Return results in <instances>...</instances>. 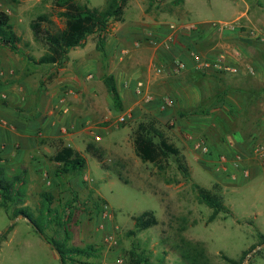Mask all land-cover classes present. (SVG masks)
Masks as SVG:
<instances>
[{
  "label": "rangeland",
  "instance_id": "obj_1",
  "mask_svg": "<svg viewBox=\"0 0 264 264\" xmlns=\"http://www.w3.org/2000/svg\"><path fill=\"white\" fill-rule=\"evenodd\" d=\"M82 2L93 9L103 8L107 0ZM247 8L251 16L264 15V0H129L122 20L110 22L105 42L116 36L123 37V46L125 35H138L136 37L139 38V35L153 31L164 33V40L172 37V44L176 43L173 48L190 54V58L193 53L215 57L228 52L224 45L228 39L223 38L224 34L246 31L236 20ZM1 11L10 16L21 42L18 44L19 53L0 44V103L8 102L9 97L4 99L2 94H9L20 107L17 109L19 113L33 112L38 105L44 104V107L49 106L47 112L52 109L54 115H60L63 110L53 108L52 104L47 105L45 98L47 92L51 91L54 77L57 78L64 64L51 67L30 60L34 58L38 61L47 49L42 40L35 39L31 24L38 16L47 14L51 23L43 24V28L53 33L64 29L65 22L58 17L59 9L53 0H0ZM202 36L203 39H200ZM97 42L96 35L90 36L84 47L91 62L98 66L94 68L92 65L89 74H94V80H102L108 72V63L105 64L103 53L98 51ZM143 45L141 43L139 47ZM125 46L127 49L133 48L129 42ZM143 60L137 58L136 64L131 65H137L135 68L146 67V60ZM198 74L201 78L197 79L199 82L195 85L199 87L203 102L200 106H197L199 103L188 105L187 112L193 114L218 107L220 103L217 101L222 96L224 83L237 77L199 71ZM147 91L144 85L143 96L131 99L122 112L116 111L104 100L100 104L104 117L96 119L93 111L89 112L88 116L95 118L94 127L102 141H94L93 135L92 139L89 135H83L84 142L80 146H88L92 140L91 144L98 146L101 158L97 159L79 148L87 160V167L80 175L87 179L80 183L77 179L69 182V177L56 179L58 167L51 159L46 158V164L42 166L24 163L27 166L21 167L8 158L4 160L0 157V168L9 177L21 176L26 195L23 205L8 203L6 208L0 206V264H60L52 241L64 242L66 248L93 247L90 256L71 255L66 262L62 261L63 264H112L119 259L128 264V252L134 247L145 250L154 262L162 259L165 264H187L176 248L181 238L203 243L213 264H264V168L250 166L246 161L243 168L252 169L250 178L244 177L241 168L233 181L224 183L216 178L211 169L207 171L204 168L205 160L215 155L217 160L212 164L216 171L222 170L219 157L228 153H216L211 145L209 156L195 151L184 134L191 132L206 139L207 136L177 124L180 112L174 109L175 101L172 99V113L165 122H158L151 113L136 111L138 106L147 104L143 101ZM48 96L51 98V95ZM134 107L137 117L135 115L120 123L119 118L129 112L132 114L129 110ZM31 119L30 116L28 121L35 125L37 134L41 131L43 135V126H37ZM149 120H155L169 142L179 148L181 163L187 172L180 170L172 158L160 170L154 164L143 163L136 155L134 131L141 122ZM172 121L175 122L174 126L171 125ZM113 127L127 131L119 135L124 141L127 140L122 157L117 156L115 151L103 149L109 148L117 136L110 132L114 130ZM252 131L254 134L250 139L248 137L250 146H253V136H257L255 145L263 143L264 136ZM180 138L188 146H183ZM42 141L50 146H62L57 137L47 139L42 136L33 146H41ZM229 171L222 170L228 177L231 174L236 176ZM199 188L216 194L224 207L214 220H211L213 209L200 197ZM43 194L52 196L50 208L53 213L42 217L40 226L44 233L41 234L30 220L23 215L16 216L15 212L25 208L32 220L37 221L43 211ZM146 212H153L158 224L136 236H129L128 233L135 229V218ZM257 247L261 248L250 254Z\"/></svg>",
  "mask_w": 264,
  "mask_h": 264
},
{
  "label": "crops",
  "instance_id": "obj_2",
  "mask_svg": "<svg viewBox=\"0 0 264 264\" xmlns=\"http://www.w3.org/2000/svg\"><path fill=\"white\" fill-rule=\"evenodd\" d=\"M236 21L242 29L245 27L246 31L224 34L223 38L228 39L224 43L228 52L217 54L215 57L225 56L227 64L231 66H242L248 62L253 67L254 74L244 71L241 75L234 77L233 81H226L220 105L210 110H202L200 114L187 112L188 105L199 103L197 106H200L203 102L199 87L195 85L199 82L197 79L201 78V75L191 68L193 63L190 54L175 50L173 47L176 43L174 45L171 43L169 47L162 45L155 48L150 41L148 42L151 38L164 40V33L163 35L152 31L139 35V38L136 37L138 35L135 37L133 34L125 35V44L131 43L132 49L125 48V44L121 45L123 37L116 36L105 42L103 59L105 64L108 63L106 64L108 70L106 74L114 76L124 106L131 99L141 98L136 96L135 88L139 83H142L150 91H147L146 97L152 98L154 103L147 102L145 97L143 101L147 104L142 107L138 106L136 111L151 113L158 122H165L172 111L171 109L161 111L156 102L172 99L175 101L174 109L180 112L179 118L176 119L177 124L205 134L209 146L211 145L216 153L248 154L251 149L248 137L250 139L254 134L250 131H256V134L260 132L258 135L264 136V15L251 16L247 8V11L242 13ZM141 43H144L142 47L137 46ZM211 56L213 57V55ZM90 58L86 47L71 50L67 61L59 69L57 78L54 77L50 86L51 91L47 92L45 102H50H47V105L52 104L53 108L63 110L60 115H54L52 109L47 112L49 106L44 107V104L38 105L33 112L19 113L17 109L20 107L16 104L15 98L9 94H2L4 99L9 97L8 102L4 101L9 107L0 103V157L2 159L8 158L10 162L21 165V167H26L28 164L42 166L46 164V158L51 159L61 147H71L81 155L83 148L86 153L87 144L80 146L84 142L83 135H89L91 139L94 137V141H102L94 127L95 118H91L88 114L93 111L95 115L93 116L96 119L104 117L105 113L101 110L100 104L104 100L113 107V101L104 82V77L102 80H94V74H89L92 65L94 68L98 67L95 62H91ZM137 58L146 60L147 69L144 66L135 68L137 65H131V63L136 64ZM178 60L186 62L188 68L176 73L172 67ZM49 66L57 67V65ZM48 95H51V98ZM14 105L17 107H12ZM129 111L133 112L131 118L135 115L137 117L135 107ZM28 115L37 126H43V135L41 131L37 134L35 125L28 121L30 117ZM65 129H67V133H64ZM119 130L121 129L110 130L113 135L117 136L109 148L103 149L115 151L117 156L121 155L122 157L121 153L125 150L127 140L124 141L119 135H123L127 131ZM39 136L47 139L57 137L61 140L62 146H50L45 141H42L41 146H33ZM180 142L183 146H188L182 138H180ZM20 144L22 146H18ZM92 144L94 145V143ZM95 147L98 146L95 145ZM79 148L81 149L79 150ZM9 154L10 157H8ZM216 160L215 155L210 160H205L204 168L207 171L211 169L214 176L224 183L233 181L232 174L228 177L221 170L216 171L212 164V161ZM24 163L27 165L24 166ZM56 166L58 167L59 164L56 163ZM229 170L237 175L238 171L234 168ZM80 175H69L68 181L77 179L80 183L87 179L81 178Z\"/></svg>",
  "mask_w": 264,
  "mask_h": 264
},
{
  "label": "trees",
  "instance_id": "obj_3",
  "mask_svg": "<svg viewBox=\"0 0 264 264\" xmlns=\"http://www.w3.org/2000/svg\"><path fill=\"white\" fill-rule=\"evenodd\" d=\"M55 6L59 9L58 17L64 20V29L58 32H50L43 28V24L51 23L47 14L38 16L31 24L35 39L42 40L46 45L45 54L38 60H30L39 65H62L68 59L71 50L82 48L87 43L90 36L98 37L97 49L105 55V40L109 32L111 21H121L125 8L129 0H107L103 8H90L82 0H53ZM21 38L14 31L11 19L5 12H0V44L8 47L12 52L19 53L18 44ZM104 82L111 95L114 109L118 112L124 110L122 98L118 92L114 76L105 75ZM217 102L220 103V100ZM7 106V102H2ZM134 147L136 155L143 163H151L160 170L165 168L164 163L169 159H174L178 163L180 170L187 172V169L181 163V151L158 127L155 120L141 122L134 131ZM86 152L97 159H100L99 150L93 144H89ZM211 155V153L209 154ZM208 155V156H209ZM59 166L56 169V177L66 178L69 175L82 174L87 167V160L79 152L71 147H61L57 150L55 156L51 158ZM19 183L21 186H18ZM200 197L213 209L211 220H214L224 207L220 199L213 192L199 188ZM44 199L43 211L37 221L32 220L27 213V209L22 208L15 212L16 216L23 215L37 226L38 232L44 233L41 228L42 217L51 215L53 211L50 208L52 196L42 195ZM25 190L20 175L9 177L3 168H0V200L1 207L6 208L8 203H25ZM59 226L62 223L57 222ZM158 224L153 212H146L135 218V229L128 233L129 236H136L138 233L146 231ZM54 250L60 255L63 262H66L71 255L90 256L93 247L87 249L66 248L65 243L53 242ZM181 259L187 264H213L208 251L203 243L192 242L181 238L176 246ZM254 249V248H253ZM228 262L232 260L225 258ZM128 264H165L164 260L152 261L151 256L145 250H138L136 247L128 252Z\"/></svg>",
  "mask_w": 264,
  "mask_h": 264
},
{
  "label": "built area",
  "instance_id": "obj_4",
  "mask_svg": "<svg viewBox=\"0 0 264 264\" xmlns=\"http://www.w3.org/2000/svg\"><path fill=\"white\" fill-rule=\"evenodd\" d=\"M229 29H234L228 26ZM150 41L151 45L155 48H159L162 45H165V47H169L170 44L172 43V37H169L165 40H159V39H154L151 38L148 40ZM137 46H140V44H137ZM226 57L222 56L219 58L212 57V56H203L198 53H193L191 55V60H192V66L196 71H201L205 73H215V74H229L233 76H239L241 75L244 71H247L250 74H254V69L250 65V63H244L242 66H231L228 65L226 62ZM173 71L176 73H179L181 71H184L188 68L186 62L182 60H178L174 63L173 65ZM143 85L142 83H139L136 88H135V94L137 97L143 96ZM147 102L149 103H154V100L152 98H147ZM158 105V108L161 111H167L171 107H173V101L170 99H165L162 102H156ZM131 118V113L129 112L128 114H124L119 118L120 123L126 122L128 119ZM171 125L174 126L175 122H171ZM64 133H67V129L64 130ZM263 135H264V127H263ZM184 137L186 140L191 142V145L197 151L199 154L203 156H208L211 153V149L209 146V143L205 137H197L194 136L191 132H187L184 134ZM251 142L253 146H251V149L249 150L248 154L244 155L242 153H235L233 155H221L219 157V163L221 164L222 170L223 171H228L229 169H235L239 172L240 174V168L244 170L243 168L244 163L247 161L250 166H257L260 168H264V142L259 143L255 145V142L257 140V136H253L251 138ZM227 166V167H225ZM221 170V171H222ZM241 170V172H242ZM242 175V174H241ZM243 175L246 178H250L252 175V169L247 168L246 170L243 171ZM234 179L237 178L236 176H233ZM243 177V176H242ZM112 264H124L123 259L117 260L115 263Z\"/></svg>",
  "mask_w": 264,
  "mask_h": 264
},
{
  "label": "water",
  "instance_id": "obj_5",
  "mask_svg": "<svg viewBox=\"0 0 264 264\" xmlns=\"http://www.w3.org/2000/svg\"><path fill=\"white\" fill-rule=\"evenodd\" d=\"M261 247H257V248H255L250 254H252L253 252H256L258 249H260ZM58 256H59V258H60V260H61V262H60V264H63V262H62V259H61V257H60V255L58 254Z\"/></svg>",
  "mask_w": 264,
  "mask_h": 264
}]
</instances>
